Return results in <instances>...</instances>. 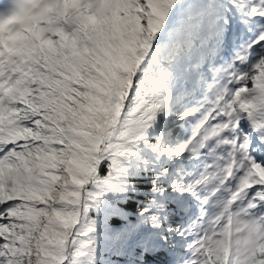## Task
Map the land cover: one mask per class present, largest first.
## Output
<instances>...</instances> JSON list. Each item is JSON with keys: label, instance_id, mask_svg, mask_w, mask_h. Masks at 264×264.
I'll return each instance as SVG.
<instances>
[{"label": "snow or ice", "instance_id": "obj_1", "mask_svg": "<svg viewBox=\"0 0 264 264\" xmlns=\"http://www.w3.org/2000/svg\"><path fill=\"white\" fill-rule=\"evenodd\" d=\"M0 264H264V0H0Z\"/></svg>", "mask_w": 264, "mask_h": 264}]
</instances>
